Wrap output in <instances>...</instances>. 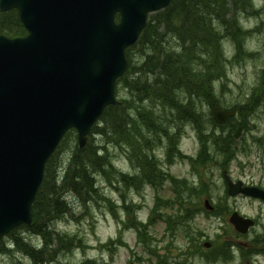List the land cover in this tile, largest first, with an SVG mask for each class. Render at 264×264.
Instances as JSON below:
<instances>
[{"label": "rangeland", "instance_id": "obj_1", "mask_svg": "<svg viewBox=\"0 0 264 264\" xmlns=\"http://www.w3.org/2000/svg\"><path fill=\"white\" fill-rule=\"evenodd\" d=\"M235 1L233 0L231 3L237 9L234 16L236 22H239L238 24L244 28L251 29V32L244 39V51L241 48L242 40H238L241 54L237 58H235L236 52H234L231 37H223L222 40H225L222 44L224 50H227L226 57L231 56L233 53L234 56L226 64L225 75L219 81L213 83L214 97L217 103L222 104L221 106L237 108V112H239L237 117L239 118L241 116L240 110L244 111V116L240 119V121L245 122L244 132L238 139L239 142L235 149L236 156L227 167L228 174L234 181L240 179L247 184L259 183L264 186V0H248L247 3L242 0ZM254 5L259 6L260 10L257 12L242 10L245 7L249 9ZM161 13L160 10L155 15L158 17ZM227 13L224 16L225 23L227 21L234 23L232 6H227ZM217 28L221 32L224 30V34H228L218 21ZM205 31L203 29L198 32L199 41H201ZM170 44H177L176 39H173ZM220 48H222L221 44ZM137 51H134L135 57L140 59V56L143 57L144 55V50L142 52ZM199 52L205 58L207 57L206 46L202 43H200ZM222 63L224 65L223 59L220 62L221 67ZM197 76L202 78V70L197 71ZM185 77L192 79L195 77V73H186ZM183 92L188 93L185 89H183ZM184 93L179 91L178 97L181 99ZM121 94L127 98L129 96L128 91L121 90ZM212 99L209 100L210 104ZM167 101L173 107V101L170 98ZM197 102L205 116L209 109L211 114L212 104L208 106L205 101ZM145 104L153 106L158 111L161 110L163 114L173 115L168 110L158 108L156 102L147 101ZM127 106L130 111L134 112L130 105ZM174 119L180 121L175 114V117L170 119V123L167 124L172 125ZM152 139L142 144H136L135 148L132 142L126 143L123 141L125 144L123 145L116 142H107L101 135L90 137L88 146H95L97 149L101 147L107 161L113 162L114 170L110 169V172H107L104 164L98 172L95 168H90L94 175V182L98 186L99 196L95 195L94 198L90 197L87 200H82L69 190L62 191V193L68 192L66 199L70 211L58 216L49 225L54 233L64 235L62 241H68L69 244L67 249L58 251L54 260L44 264H127L128 259L131 260L132 264H144L142 259L148 253L144 250L142 244L136 241V231L130 225L138 223L136 216L141 219L148 217L157 193L164 197L171 194L169 190L170 182L164 181L159 187L143 183V185L140 184L138 188H135L133 185H126L118 179H112V183H110V179L115 175H120L119 172H123L128 176L137 174L141 165L140 155L144 148L149 154L153 155L152 157L156 163L154 167H158V163L161 161L160 165L172 175L187 178L190 182H199L198 175L192 172L187 159H170L165 156V138L161 142L158 140L152 141ZM75 145L76 136L72 134L67 137L63 145L61 144L55 160V165L63 161V168L58 170L59 176L64 174L68 157L75 149ZM179 146L184 154L195 155L197 152L199 146L198 135L193 124L189 121L184 120L183 122ZM211 151L214 155L211 160L223 161V156L219 153L215 155L212 147ZM211 160L206 166L209 177L208 175L203 176L207 186L203 188L201 184H196L200 192L192 197V203L189 205L193 209L192 215H194V218L189 220L188 223L184 222L179 225L174 233L169 231L165 233V223L158 221L149 230L152 236H147L145 239L147 247L155 253L160 252L162 254L166 251L165 255L168 258L164 260L171 264H180L182 261L193 264H264V254L256 252L260 248L247 253L246 250H240L238 247L243 246L245 249H250L248 242L252 238L257 235L264 236V200L242 194L228 195L222 174L223 169ZM54 170L52 173H54ZM205 197L210 198L214 205L215 203H225L230 210H238L241 214L255 220L254 227L246 236L237 237L232 235L228 238L235 246L231 248V245H229V259L227 260H223V257V259H218L215 262L207 261L203 254L209 248L204 247L201 252H195L189 246L187 236L196 235V231L199 230L203 231V235L200 237L202 245H204V241H213L219 244L222 240L227 239L226 237L219 238V232L222 233L221 218L208 215L205 211L201 212L199 210L203 207ZM126 214L128 215L127 219H125ZM16 233L22 235L27 242L40 243L41 241L40 236H36L23 228L18 229ZM118 236H120V240H117ZM11 238V236L4 238L3 241L6 246L11 242ZM112 239L113 247H110ZM124 241L125 244H123ZM4 244H0V264H33L32 259L22 251L16 249L4 251ZM7 247L13 249L12 246L8 245ZM187 249H189L188 254Z\"/></svg>", "mask_w": 264, "mask_h": 264}, {"label": "trees", "instance_id": "obj_2", "mask_svg": "<svg viewBox=\"0 0 264 264\" xmlns=\"http://www.w3.org/2000/svg\"><path fill=\"white\" fill-rule=\"evenodd\" d=\"M231 1L233 0H173L166 8L161 10L160 16L157 17L155 13L151 14L138 41L127 49L128 66L123 76L116 82V92L128 91L129 96L127 98L122 95L120 104L110 105L106 108L98 122L100 125L94 127V133L100 134L103 139L110 142L123 145H125L123 141L126 143L132 142L135 148L136 144H142L149 139L153 138L152 141L158 140L161 142L165 138L168 151L171 153L173 150L177 151L180 130L185 120L193 122L203 140L202 120L213 127L216 123L210 113L209 116L203 114L197 101L204 100L209 103L210 98H213L211 104L213 106L220 105L214 97L213 83L219 81L225 75L226 64L231 60L225 57L223 49L220 48L221 40L226 36L231 37L235 49L240 50L238 40H242L243 36L249 34L248 30H243L238 24L239 22H236L234 16L237 9ZM242 1L244 3L248 2V0ZM235 2H238V0ZM227 6H232L234 23H231V21L225 23L224 21L225 14H228ZM242 10L258 11L253 7L249 9L245 7ZM217 21L223 25L228 34H224V30L221 32L217 28ZM203 29L206 31L201 37V41H199L198 32ZM0 34L9 37L26 34L15 9L6 12L0 11ZM173 39H176L177 44H170ZM200 43L206 46V58L199 52ZM135 50H138L137 52L144 50L143 57L140 56V59H137L134 53ZM235 58H237V55ZM222 59L224 65L222 63L221 67L220 62ZM199 69L202 70V78L197 76ZM189 72L195 73V77L192 79L186 78L185 74ZM183 89L189 94L184 93ZM179 91L185 95L181 99L178 97ZM168 98L173 101V107L168 103ZM147 101L158 103L156 104L158 108L168 110L173 115L163 114L161 110L160 112L153 106L146 105L145 102ZM211 104L209 103V105ZM127 105H130L134 112L130 111ZM243 112L240 111L241 116H244ZM175 114L180 121L174 119L172 125L167 124L170 123V119L175 117ZM234 119V121H238L237 117ZM229 128L230 132L226 136L220 134L217 129L207 134V137L205 136L212 140L215 155L219 153L225 160L233 158L235 154L236 141L231 134L234 124ZM70 134L73 135L74 132L71 131ZM178 154L182 156L180 152ZM152 156L143 148L140 155L139 174L128 176L118 171L120 175L112 177L110 183H112V179H118L126 185L133 184V186L138 187L142 181L156 185L168 177L173 186L175 199L181 198V204L176 200L164 202L172 209L170 212L165 213L168 230H172L174 226L177 227L191 218L193 209L189 206L188 200L193 193L200 192L199 187L191 185L184 179L179 180L159 171L158 167H154L156 163ZM212 157L214 156L211 151H208L207 146L204 144L203 150L196 160L197 169L205 168ZM106 158L103 150H98L95 146L75 148L68 158L65 174L60 182L58 178L54 177V174L52 175V171L56 166L55 157L52 155L47 161L44 180L32 206L33 221L29 226L34 232L42 236L45 244L43 248L35 249L30 244L18 240L21 239L19 237L14 240L17 248L29 254L33 264L54 260L58 251L62 249L64 238L55 235L48 228L50 218L70 210L64 196L61 194L62 191L74 192L82 200L90 197L94 198L95 195L99 196L98 188L93 179L94 175L90 168L97 167L98 169L95 170H99L104 164L107 172H110V169L114 170L111 161L108 162ZM199 175L200 184L203 188H206L207 185L202 174ZM175 203L179 204L178 207H174ZM159 209L160 207L155 210L159 212ZM228 210L225 203H220L216 205L214 212L223 214ZM152 221L153 217H150L148 224ZM137 224L138 237L141 242L146 243L145 238L149 236L148 224L140 222ZM197 234L201 235L202 233L197 232ZM198 238V236L188 235L190 242L194 243L193 249L195 252L202 251L201 242ZM54 241H56V245L50 247ZM225 245L226 243L223 244L222 250L226 249ZM212 249V251H216L214 249L217 248ZM217 251L221 253L220 249H217ZM150 253L156 259H151L152 261L150 260L151 263L149 264H166L165 256L155 255L154 252ZM205 256L214 258L213 255L206 253Z\"/></svg>", "mask_w": 264, "mask_h": 264}, {"label": "water", "instance_id": "obj_3", "mask_svg": "<svg viewBox=\"0 0 264 264\" xmlns=\"http://www.w3.org/2000/svg\"><path fill=\"white\" fill-rule=\"evenodd\" d=\"M169 1L0 0L1 10L18 8L29 31L23 38L0 35V237L30 222L44 163L63 134L75 127L83 145L103 108L116 103L125 47L147 13ZM232 114L214 109L220 123ZM228 184L230 194L252 193ZM231 221L243 232L252 224L236 213Z\"/></svg>", "mask_w": 264, "mask_h": 264}]
</instances>
